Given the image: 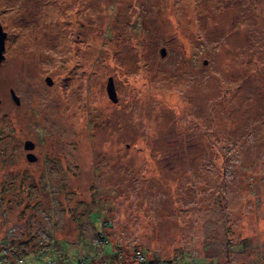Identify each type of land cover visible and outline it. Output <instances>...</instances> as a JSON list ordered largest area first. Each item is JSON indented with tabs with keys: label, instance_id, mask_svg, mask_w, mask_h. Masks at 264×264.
I'll use <instances>...</instances> for the list:
<instances>
[{
	"label": "rangeland",
	"instance_id": "obj_1",
	"mask_svg": "<svg viewBox=\"0 0 264 264\" xmlns=\"http://www.w3.org/2000/svg\"><path fill=\"white\" fill-rule=\"evenodd\" d=\"M0 23V249L99 264L98 217L135 264H264V0H0Z\"/></svg>",
	"mask_w": 264,
	"mask_h": 264
},
{
	"label": "trees",
	"instance_id": "obj_2",
	"mask_svg": "<svg viewBox=\"0 0 264 264\" xmlns=\"http://www.w3.org/2000/svg\"><path fill=\"white\" fill-rule=\"evenodd\" d=\"M97 219L96 222L100 223V235L98 236V241L96 242L95 246H97V248H100V249H104L103 250V255L98 251L96 250V257L97 259L95 261H97L98 259H101L102 258V262H99V264H135L134 262V256L132 254L131 256V260H123L122 257H119L121 256L122 254H118V252H121L122 253V250H118V249H115V247L112 245L111 243V238L109 237V233L106 231L107 228H109V224L110 222L109 221H101L100 219L95 218ZM5 248V245L4 247ZM3 248L0 249V255L3 257V263L0 262V264H19V260L20 259H23V264H28L27 262V259L26 257H23L22 254L23 252L21 250H17L14 246V248L12 249H9V252L7 254H2L3 252ZM105 248L107 249V251L105 250ZM38 253V257L36 258V262L37 264H60L58 263L56 257H55V252L54 255L48 257V259L46 260L47 262L44 261V256L45 254L41 251V252H37ZM82 253V252H81ZM146 255V253H144ZM147 256V255H146ZM94 259V258H93ZM92 259V260H93ZM147 259L150 261L151 264H154L155 262H158L160 259L158 258H150L149 256H147ZM88 261V254L85 253V254H79L78 256H73L71 257V260L68 259V262L67 264H90V263H93V261ZM29 261V259H28ZM168 262V261H167ZM64 263V262H63ZM168 263L170 264H182L180 262H174V261H169ZM184 264H194L193 262H185Z\"/></svg>",
	"mask_w": 264,
	"mask_h": 264
},
{
	"label": "water",
	"instance_id": "obj_3",
	"mask_svg": "<svg viewBox=\"0 0 264 264\" xmlns=\"http://www.w3.org/2000/svg\"><path fill=\"white\" fill-rule=\"evenodd\" d=\"M6 37H7V33L4 31L1 23H0V64L1 62L4 60L5 58V55H4V51H5V40H6ZM164 50L162 51V54L164 55ZM46 81L49 83V84H52L53 83V80L48 77L46 79ZM109 93L111 95V97H115V91H114V86H113V83H112V80H110V84H109ZM12 93V98L13 100L16 102V103H19L20 99L19 97L16 95V93L14 91L11 92ZM35 147V144L28 140L25 142V149L27 150H32L33 148ZM28 159L29 160H35L36 157L33 153L29 152L28 155H27Z\"/></svg>",
	"mask_w": 264,
	"mask_h": 264
},
{
	"label": "built area",
	"instance_id": "obj_4",
	"mask_svg": "<svg viewBox=\"0 0 264 264\" xmlns=\"http://www.w3.org/2000/svg\"><path fill=\"white\" fill-rule=\"evenodd\" d=\"M9 252V249L7 247L3 248V252L2 254H7ZM136 258H137V262L138 264H151L150 261L144 256L143 253H141V251H139L137 254H136ZM0 262L3 263V257L0 255ZM19 264H23V259H20ZM53 264V263H51ZM154 264H170L168 262H161V261H158V262H155Z\"/></svg>",
	"mask_w": 264,
	"mask_h": 264
},
{
	"label": "flooded vegetation",
	"instance_id": "obj_5",
	"mask_svg": "<svg viewBox=\"0 0 264 264\" xmlns=\"http://www.w3.org/2000/svg\"><path fill=\"white\" fill-rule=\"evenodd\" d=\"M36 160H37V157H36Z\"/></svg>",
	"mask_w": 264,
	"mask_h": 264
}]
</instances>
